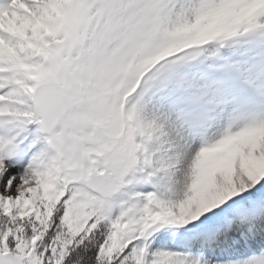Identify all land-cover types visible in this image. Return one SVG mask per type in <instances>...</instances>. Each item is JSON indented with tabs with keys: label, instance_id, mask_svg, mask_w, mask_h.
I'll return each mask as SVG.
<instances>
[{
	"label": "snow or ice",
	"instance_id": "1",
	"mask_svg": "<svg viewBox=\"0 0 264 264\" xmlns=\"http://www.w3.org/2000/svg\"><path fill=\"white\" fill-rule=\"evenodd\" d=\"M0 264H264V0H0Z\"/></svg>",
	"mask_w": 264,
	"mask_h": 264
}]
</instances>
